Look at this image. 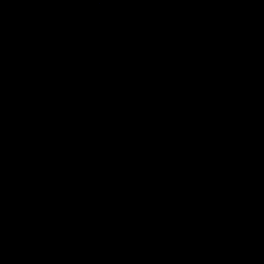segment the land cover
Here are the masks:
<instances>
[{
  "label": "water",
  "instance_id": "1",
  "mask_svg": "<svg viewBox=\"0 0 264 264\" xmlns=\"http://www.w3.org/2000/svg\"><path fill=\"white\" fill-rule=\"evenodd\" d=\"M0 264H264V0H0Z\"/></svg>",
  "mask_w": 264,
  "mask_h": 264
}]
</instances>
